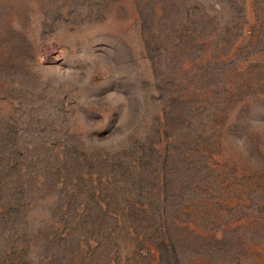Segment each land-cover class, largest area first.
I'll return each instance as SVG.
<instances>
[{"label": "rangeland", "instance_id": "rangeland-1", "mask_svg": "<svg viewBox=\"0 0 264 264\" xmlns=\"http://www.w3.org/2000/svg\"><path fill=\"white\" fill-rule=\"evenodd\" d=\"M0 264H264V0H0Z\"/></svg>", "mask_w": 264, "mask_h": 264}]
</instances>
